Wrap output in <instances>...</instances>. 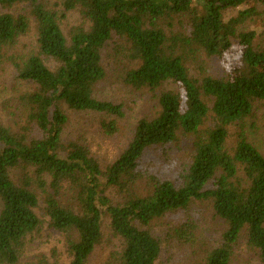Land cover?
Here are the masks:
<instances>
[{
    "label": "trees",
    "instance_id": "trees-1",
    "mask_svg": "<svg viewBox=\"0 0 264 264\" xmlns=\"http://www.w3.org/2000/svg\"><path fill=\"white\" fill-rule=\"evenodd\" d=\"M48 2L0 0V65L8 61L31 86L20 97L27 126L0 125V264H23L27 242L42 225L41 197L51 226L67 238L69 261L39 255L26 264H87L102 242L105 220L122 243L117 264H158L162 244L149 227L195 201L212 202L227 225L206 264H231L243 235L264 264V154L248 134L256 105L264 102V47L255 44L263 25L244 31L264 20V0H61V12ZM18 5L30 7L37 49L9 56L32 24L11 12ZM75 10L89 27L66 35L61 23ZM235 44L242 56L232 74L215 78L204 71V57L221 58ZM110 46L123 60L125 85L157 92L172 83L182 93L161 92L160 111L137 123L129 146L103 170L85 145L64 137L69 111L123 117L122 105L95 97L107 76ZM195 65L202 70L198 77ZM102 128L108 136L119 132L114 120ZM231 128L238 129L234 147ZM181 136L193 140L181 179H152L148 195H140L145 153ZM113 188L125 196L122 203L107 195Z\"/></svg>",
    "mask_w": 264,
    "mask_h": 264
},
{
    "label": "rangeland",
    "instance_id": "rangeland-1",
    "mask_svg": "<svg viewBox=\"0 0 264 264\" xmlns=\"http://www.w3.org/2000/svg\"><path fill=\"white\" fill-rule=\"evenodd\" d=\"M61 0H49L48 5L61 12ZM15 15H25L30 19V7L15 6ZM29 33L22 37L15 48L8 53L26 56L37 49V31L31 19ZM257 25H263V30L255 41L256 46L264 47V20L259 24L250 23L244 31L259 30ZM89 27L79 10L72 11L61 23L66 35L74 27ZM242 48L235 44L223 57L203 58L201 63L204 71L215 78H226L241 65ZM114 47L110 46L104 53L106 79L95 91V97L122 105L124 115L116 118L108 114L96 112L69 111V123L65 129L66 141H77L85 145L95 159L105 170L112 165L131 143L135 127L142 119L153 118L160 111L158 96L163 91L181 92L177 84L167 83L157 92L148 89L136 90L125 85L122 81L125 75L123 61L116 57ZM112 56V58H111ZM48 63V62H47ZM53 67V63H48ZM202 70L198 65L192 69V75L198 77ZM31 91V86L18 78L17 72L8 61L0 65V125L20 131L27 126V116L21 106L20 97ZM117 121L119 132L108 136L102 128L103 121ZM237 128L230 129L229 146L237 142ZM249 140L264 154V102L256 105L255 118L248 128ZM193 140L181 136L179 140L165 147L149 149L140 164L142 179L138 183V193L146 196L151 187L152 179L178 181L183 176L192 158ZM20 171L15 170L13 177L19 179ZM209 187H212L210 184ZM107 195L115 202L122 203L125 196L113 188ZM44 198H40V207L36 210L42 221L38 232L30 236L23 264L32 262L37 256L45 255L52 261L67 263L69 261L68 243L66 236L51 226L49 216L45 212ZM1 210V207H0ZM150 231L162 244V253L158 264H206L209 253L222 244V236L227 228L226 223L218 218L213 210L212 202H193L188 209L170 214L165 218L155 220L149 227ZM187 228V230H186ZM122 243L114 237L108 228V220L103 227L102 242L96 247L87 264H117L114 254L121 250ZM231 264H263L259 253L248 246L243 235L235 248Z\"/></svg>",
    "mask_w": 264,
    "mask_h": 264
}]
</instances>
